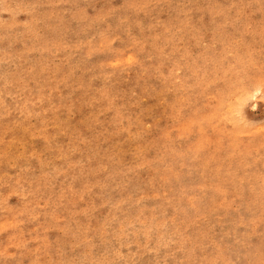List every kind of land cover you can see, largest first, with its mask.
<instances>
[{"label":"rangeland","instance_id":"1","mask_svg":"<svg viewBox=\"0 0 264 264\" xmlns=\"http://www.w3.org/2000/svg\"><path fill=\"white\" fill-rule=\"evenodd\" d=\"M0 264H264V0H0Z\"/></svg>","mask_w":264,"mask_h":264}]
</instances>
